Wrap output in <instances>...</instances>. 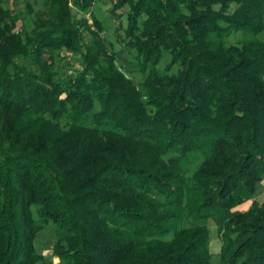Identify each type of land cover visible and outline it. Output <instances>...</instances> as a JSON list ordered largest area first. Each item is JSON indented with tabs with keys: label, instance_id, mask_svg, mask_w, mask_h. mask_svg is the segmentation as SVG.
Here are the masks:
<instances>
[{
	"label": "trees",
	"instance_id": "obj_1",
	"mask_svg": "<svg viewBox=\"0 0 264 264\" xmlns=\"http://www.w3.org/2000/svg\"><path fill=\"white\" fill-rule=\"evenodd\" d=\"M42 1L28 31L0 0V264L51 223L59 264H216L209 219L218 264H264V0H111L144 93L97 16Z\"/></svg>",
	"mask_w": 264,
	"mask_h": 264
},
{
	"label": "rangeland",
	"instance_id": "obj_2",
	"mask_svg": "<svg viewBox=\"0 0 264 264\" xmlns=\"http://www.w3.org/2000/svg\"><path fill=\"white\" fill-rule=\"evenodd\" d=\"M70 4L73 8L74 17L80 19L82 17L87 18L89 24L93 23V15L97 16L104 25V30L102 32L105 38L108 48L111 52L117 54L116 65L121 69L127 76H129L133 81L139 86L140 90L144 93L145 90L142 86L145 75L137 71V60L135 58L136 52L127 46L124 37V32L122 27L126 26V14L127 9L122 10L123 16L117 18L113 15V2L111 0H97L92 8L86 12H80L74 6L73 0H70ZM27 2H35L34 10L43 7L42 0H4V5L6 7L12 8L20 18V28L22 30L30 31L33 28V22L35 19L34 13H29L26 7ZM121 27V28H120ZM243 37L242 32L233 34L228 38V44L237 43ZM258 37L264 41V31L261 32ZM79 56L73 52L67 50L62 51L59 57L55 59V69L59 72V75H64L66 73H71V71L76 70L80 67L81 61ZM71 70V71H70ZM199 159L192 160L189 167V173H192L199 162ZM257 201L264 200V176L263 180L260 182L255 195ZM251 204V201L245 202L239 208L244 210L247 209ZM208 227L210 230V250L213 253V261L219 263V252L221 247V240L217 236V225L213 219H209ZM55 239V226L50 224L46 229L42 230L35 238V245L37 251L45 257V260L39 262L38 264H59V258L53 255L52 244Z\"/></svg>",
	"mask_w": 264,
	"mask_h": 264
},
{
	"label": "crops",
	"instance_id": "obj_3",
	"mask_svg": "<svg viewBox=\"0 0 264 264\" xmlns=\"http://www.w3.org/2000/svg\"><path fill=\"white\" fill-rule=\"evenodd\" d=\"M217 236H218V228H217ZM219 237V236H218ZM220 249H221V247H220Z\"/></svg>",
	"mask_w": 264,
	"mask_h": 264
}]
</instances>
